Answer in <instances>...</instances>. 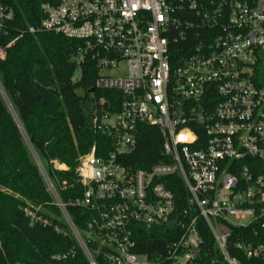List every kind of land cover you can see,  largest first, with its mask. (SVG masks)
I'll return each instance as SVG.
<instances>
[{
    "label": "built area",
    "instance_id": "obj_1",
    "mask_svg": "<svg viewBox=\"0 0 264 264\" xmlns=\"http://www.w3.org/2000/svg\"><path fill=\"white\" fill-rule=\"evenodd\" d=\"M41 10L29 31L81 41L73 62H93L95 91L120 95L99 99L91 125L107 140L76 168L86 191L74 204L90 213L83 231L37 158L89 263L264 264V0H56ZM13 18L0 0L1 34ZM145 126L164 157L149 168L133 163ZM139 227L172 238L150 252Z\"/></svg>",
    "mask_w": 264,
    "mask_h": 264
},
{
    "label": "trees",
    "instance_id": "obj_2",
    "mask_svg": "<svg viewBox=\"0 0 264 264\" xmlns=\"http://www.w3.org/2000/svg\"><path fill=\"white\" fill-rule=\"evenodd\" d=\"M1 2L13 9L14 18L0 33V50L5 52L0 58V264H90L34 156L42 163L73 223L83 231L90 213L74 204L86 191L76 168L82 155L107 140L91 125L99 99L120 100V95L90 92L97 77L90 60L82 64L81 76L75 79L78 66L73 56L81 41L52 32L29 31L40 27L41 6L56 0ZM258 58L257 82L264 84V52H259ZM53 160L67 169L54 168ZM163 160L158 131L143 127L133 163L149 168ZM174 191L183 202L186 192L182 186ZM25 208L50 224H32ZM138 236L148 242L150 252L172 238L168 228L139 227ZM58 255L68 256L57 260L54 257ZM97 260L108 264L101 257Z\"/></svg>",
    "mask_w": 264,
    "mask_h": 264
},
{
    "label": "rangeland",
    "instance_id": "obj_3",
    "mask_svg": "<svg viewBox=\"0 0 264 264\" xmlns=\"http://www.w3.org/2000/svg\"><path fill=\"white\" fill-rule=\"evenodd\" d=\"M80 76H81V68L78 67V68H77V71H76V73H75V79H76V78H79ZM0 88H1V86H0ZM89 105H90V107H93L94 104L91 102V103H89ZM34 157H35V159L38 158L37 156H34ZM64 169H67V166H65Z\"/></svg>",
    "mask_w": 264,
    "mask_h": 264
},
{
    "label": "water",
    "instance_id": "obj_4",
    "mask_svg": "<svg viewBox=\"0 0 264 264\" xmlns=\"http://www.w3.org/2000/svg\"><path fill=\"white\" fill-rule=\"evenodd\" d=\"M94 91H95V88H92V89L90 90L91 93H94ZM88 196H89V194H88Z\"/></svg>",
    "mask_w": 264,
    "mask_h": 264
},
{
    "label": "bare ground",
    "instance_id": "obj_5",
    "mask_svg": "<svg viewBox=\"0 0 264 264\" xmlns=\"http://www.w3.org/2000/svg\"><path fill=\"white\" fill-rule=\"evenodd\" d=\"M61 167H62V168H64V166H63V165H62Z\"/></svg>",
    "mask_w": 264,
    "mask_h": 264
},
{
    "label": "crops",
    "instance_id": "obj_6",
    "mask_svg": "<svg viewBox=\"0 0 264 264\" xmlns=\"http://www.w3.org/2000/svg\"><path fill=\"white\" fill-rule=\"evenodd\" d=\"M64 166V165H63Z\"/></svg>",
    "mask_w": 264,
    "mask_h": 264
}]
</instances>
